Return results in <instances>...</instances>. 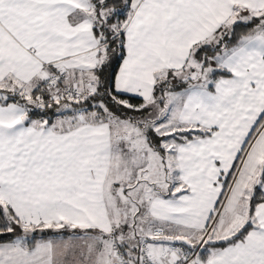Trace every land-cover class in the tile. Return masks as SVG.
Wrapping results in <instances>:
<instances>
[{"label":"snow or ice","instance_id":"1","mask_svg":"<svg viewBox=\"0 0 264 264\" xmlns=\"http://www.w3.org/2000/svg\"><path fill=\"white\" fill-rule=\"evenodd\" d=\"M0 264H264V0H0Z\"/></svg>","mask_w":264,"mask_h":264}]
</instances>
